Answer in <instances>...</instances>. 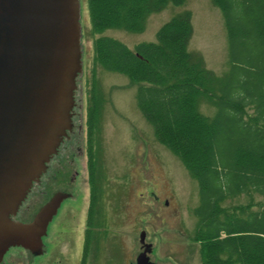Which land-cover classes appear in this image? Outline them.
Listing matches in <instances>:
<instances>
[{
	"label": "trees",
	"instance_id": "trees-1",
	"mask_svg": "<svg viewBox=\"0 0 264 264\" xmlns=\"http://www.w3.org/2000/svg\"><path fill=\"white\" fill-rule=\"evenodd\" d=\"M87 1L95 34L108 30L134 34L145 31L151 15L169 5L183 7L189 0ZM214 3L228 33L230 68L222 77L189 51L193 35L189 11L164 24L156 42L134 49L99 36L94 40V60L138 87L137 106L156 139L198 182L200 203L194 215L202 264H264V206L255 210L250 203L238 207V212L222 209L229 199L264 198V0ZM94 91L91 133L100 122ZM201 101L214 106L213 116L202 114Z\"/></svg>",
	"mask_w": 264,
	"mask_h": 264
},
{
	"label": "rangeland",
	"instance_id": "rangeland-1",
	"mask_svg": "<svg viewBox=\"0 0 264 264\" xmlns=\"http://www.w3.org/2000/svg\"><path fill=\"white\" fill-rule=\"evenodd\" d=\"M184 11L192 14L193 35L189 51L200 55L208 70L219 77L224 76L230 68L228 33L222 11L214 0H189L183 7L169 5L148 18L144 32L134 34L124 30L95 34L88 1L80 0L82 72L76 83V103L82 101L85 106L88 99L92 100L94 84H97L94 93L99 96L96 100L100 122L95 130L98 141L96 163L105 178L108 209L112 210L116 193L124 206L123 211L119 209L109 217L111 230L104 233L93 264H136L141 232L146 233V243L153 245L150 258L156 264H202L200 243L196 241L198 220L194 215L200 203L198 182L181 160L156 139L152 126L137 106L138 87L124 75L105 71L94 60V40L99 36L115 38L134 49L141 43L156 42L160 28ZM101 96L103 99L100 100ZM76 111L81 112L79 108ZM86 111L84 116L88 114ZM200 111L206 116L215 114L214 106L207 101H201ZM74 123L78 125L80 120L75 118ZM84 129H87L85 125ZM76 164L77 169L78 165L82 168L79 181L84 183V188L78 193L76 202L67 203L61 209L60 221L55 220L57 227L53 232L59 230L56 236L61 238L51 257H57L63 250L65 233L75 225L65 223L64 212L72 210L81 216V209L88 202L86 158L78 157ZM39 198L33 192L23 211L32 208ZM250 203L258 210L264 206V198L255 195L253 198L229 199L222 209L238 212V207ZM50 240L46 242L50 243ZM18 256L28 263L31 261V258Z\"/></svg>",
	"mask_w": 264,
	"mask_h": 264
},
{
	"label": "water",
	"instance_id": "water-1",
	"mask_svg": "<svg viewBox=\"0 0 264 264\" xmlns=\"http://www.w3.org/2000/svg\"><path fill=\"white\" fill-rule=\"evenodd\" d=\"M80 0H0V249L37 254L60 201L28 224L21 205L47 170L67 132L82 72ZM136 264L151 261L152 244Z\"/></svg>",
	"mask_w": 264,
	"mask_h": 264
},
{
	"label": "flooded vegetation",
	"instance_id": "flooded-vegetation-1",
	"mask_svg": "<svg viewBox=\"0 0 264 264\" xmlns=\"http://www.w3.org/2000/svg\"><path fill=\"white\" fill-rule=\"evenodd\" d=\"M76 94L77 89L74 92L71 130L64 137L57 154L48 164L46 172L38 182L33 184L17 215L11 217L16 222L31 223L43 207L58 199L60 201L59 208L49 222L47 234L42 237L43 247L37 254L21 246H12L6 252L0 249V264H72L73 261V264H93L98 256L97 250L99 245L101 246L104 233L111 230L110 227L112 226L108 225L109 217L114 216L115 212L119 211V209L123 211L124 206L118 193H116L117 196L114 198L112 210L108 209L109 206H107L105 201V178H102L96 163L97 133H91L88 122L89 112L95 101L88 99L85 106L82 101L81 104H77ZM81 94H83V91H81ZM78 108L81 111L80 113L76 111ZM85 110H88L86 111L88 114L84 116ZM75 118L80 120V124L75 125ZM84 125L87 127L86 131ZM83 156L86 158L88 175V202L85 205L86 207L84 206L81 209V216H77L78 212H73L72 210L64 212L66 214L65 223L68 221L70 224L73 222L75 225L70 227V230L66 232L67 235L65 233L66 239L64 240L63 250H60L57 257H51L53 248L57 247L56 244L59 243V239L61 238L56 236L59 230L53 232L57 227L55 220L60 221L61 209L67 203L76 202L78 193L84 188V183L82 184L79 181L82 168L79 165L78 169L76 168V159ZM92 174L97 176V178L92 179ZM33 192L40 198L35 200L32 208L30 207L23 211ZM47 239H51L50 243L46 242ZM17 251L19 253L16 255ZM143 251L144 249L141 246L140 253ZM52 254H56V252ZM18 255H22L23 258L25 256L24 259L31 258V261L28 263L25 260H21Z\"/></svg>",
	"mask_w": 264,
	"mask_h": 264
}]
</instances>
